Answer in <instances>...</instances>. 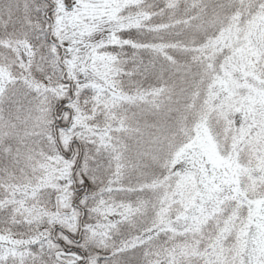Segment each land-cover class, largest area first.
<instances>
[{
    "label": "snow or ice",
    "instance_id": "obj_1",
    "mask_svg": "<svg viewBox=\"0 0 264 264\" xmlns=\"http://www.w3.org/2000/svg\"><path fill=\"white\" fill-rule=\"evenodd\" d=\"M0 264H264V0H0Z\"/></svg>",
    "mask_w": 264,
    "mask_h": 264
}]
</instances>
